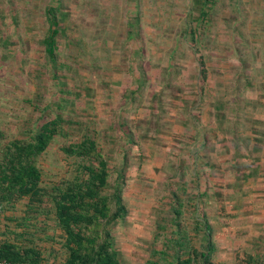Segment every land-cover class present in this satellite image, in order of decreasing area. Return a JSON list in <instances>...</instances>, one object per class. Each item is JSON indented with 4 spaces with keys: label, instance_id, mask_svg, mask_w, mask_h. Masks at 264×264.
<instances>
[{
    "label": "rangeland",
    "instance_id": "374dc122",
    "mask_svg": "<svg viewBox=\"0 0 264 264\" xmlns=\"http://www.w3.org/2000/svg\"><path fill=\"white\" fill-rule=\"evenodd\" d=\"M192 1L0 0L5 23L15 6L21 36L16 55L2 59L0 48V131L22 136L28 119L58 111L50 70L34 75L50 12L63 14L60 25L78 41L61 48L64 136L40 158L43 185L75 175L62 144L95 138L109 167L125 170L127 212L111 232L119 248L138 242L157 264H174L191 249L207 253V240L212 264H244L248 255L264 263V0H215L195 25L193 47ZM199 57L208 72L203 92ZM24 204L0 214V230L14 227ZM30 216L35 243L55 251L51 222Z\"/></svg>",
    "mask_w": 264,
    "mask_h": 264
},
{
    "label": "trees",
    "instance_id": "16d2710c",
    "mask_svg": "<svg viewBox=\"0 0 264 264\" xmlns=\"http://www.w3.org/2000/svg\"><path fill=\"white\" fill-rule=\"evenodd\" d=\"M201 2L200 22L205 20V9H210L214 0ZM50 14L52 17L48 20L47 32L37 43L41 49L42 61L34 77L49 69L60 103L54 104L58 111L53 116L49 115L46 120H42L41 115L36 119H28L22 136L9 137L0 131V214L5 209H14L15 205L25 200L24 215L10 219L14 222L13 228L4 225L0 230V261L9 264H48L49 254L59 251L60 256L56 253L58 256L52 257V264H121L113 250L111 231L115 224L123 221L127 212L122 198L124 168L111 169L95 138L84 136L78 141L62 144L59 148L64 159L75 163V175L62 179L51 187L42 182L40 158L56 138L64 136L61 103L65 102V96L61 95L67 93V84L64 82L66 76L63 75L61 48L66 45L74 46L78 41L76 36H67L66 28L60 25L59 20L64 18L63 14L58 18L54 11ZM0 16V28L7 27L8 32L11 26L13 28L12 34L0 31V48L3 51L1 58L8 59L21 48V36H16L19 24L15 6L11 5L9 9L8 23H5L3 15ZM189 20L187 31L191 45L194 43L193 47L200 36H196L194 18ZM199 66L201 86L198 90L203 92L208 72L201 57ZM34 108L39 113L44 112L38 106ZM112 171L116 172L113 183L109 182ZM28 214L35 221L41 216L43 227L51 222L54 234L46 238L51 244L58 245L55 251L50 246L49 252H46L45 248L35 243L33 233L28 229L33 226L27 222ZM197 223L205 226L202 218ZM192 229L197 230L196 227ZM209 237L210 234L207 233L206 239ZM210 243L206 240L207 253L200 252L197 255L191 249L185 257L177 256L174 264H212L209 259V250H212ZM154 253L150 252L151 258ZM243 259L245 260V255ZM252 262L253 257L248 255L244 264ZM255 263L264 264L258 260ZM147 264L157 262L148 261Z\"/></svg>",
    "mask_w": 264,
    "mask_h": 264
},
{
    "label": "crops",
    "instance_id": "0c3cea01",
    "mask_svg": "<svg viewBox=\"0 0 264 264\" xmlns=\"http://www.w3.org/2000/svg\"><path fill=\"white\" fill-rule=\"evenodd\" d=\"M192 2H193V9H192L190 15H193L192 18H194V23H195V25H197V23H200V17L202 18V15H200V13H199L200 7L202 6V2H201V0H199V1L194 0ZM205 11H207V10L205 9ZM204 19H206V17H204ZM112 238H113V236H112ZM145 239H147V238L145 237ZM123 247L124 246L119 248L118 243H114V240H113V250L117 253V258L121 262V264H131L125 260L127 256H132V258L137 262V264H147L148 261H153L155 263V260L150 257V250H146L147 248L145 249L144 246L141 245L140 243L136 242V243H134V245L130 244V247H128V251H126V249L123 250ZM141 248H144V251L146 253V254L144 253L145 256L143 254H142V256L141 255L140 256H138V255L133 256L132 255L131 249H133V251L138 250L141 253ZM139 252H137V253H139Z\"/></svg>",
    "mask_w": 264,
    "mask_h": 264
},
{
    "label": "built area",
    "instance_id": "2783aa9c",
    "mask_svg": "<svg viewBox=\"0 0 264 264\" xmlns=\"http://www.w3.org/2000/svg\"><path fill=\"white\" fill-rule=\"evenodd\" d=\"M0 264H9V263L6 261H0Z\"/></svg>",
    "mask_w": 264,
    "mask_h": 264
}]
</instances>
